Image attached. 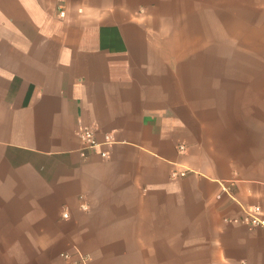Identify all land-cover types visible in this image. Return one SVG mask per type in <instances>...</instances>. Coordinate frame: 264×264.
Returning a JSON list of instances; mask_svg holds the SVG:
<instances>
[{"label":"crops","instance_id":"obj_1","mask_svg":"<svg viewBox=\"0 0 264 264\" xmlns=\"http://www.w3.org/2000/svg\"><path fill=\"white\" fill-rule=\"evenodd\" d=\"M255 206L264 0H0V264H264Z\"/></svg>","mask_w":264,"mask_h":264},{"label":"built area","instance_id":"obj_2","mask_svg":"<svg viewBox=\"0 0 264 264\" xmlns=\"http://www.w3.org/2000/svg\"><path fill=\"white\" fill-rule=\"evenodd\" d=\"M59 16H64V11L61 10L59 12ZM79 139L82 144V150L80 151V155L83 159H86L88 156V152L96 151L101 147H109L114 143V139L111 135L106 134L102 142H99L95 136V133L92 129L81 127L79 133ZM179 152H184V145L178 146ZM99 156L102 159H107L109 154L107 151H101ZM188 171H172L171 177H183L187 174ZM83 209H86L83 207ZM68 214L63 213V218H67ZM229 223L234 224H242L245 225L249 229L262 228L264 229V211H262L259 207H250L243 210V215L240 218H233L226 220ZM61 258L66 262V264H89V257L78 251L74 253H62Z\"/></svg>","mask_w":264,"mask_h":264}]
</instances>
